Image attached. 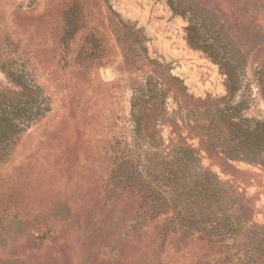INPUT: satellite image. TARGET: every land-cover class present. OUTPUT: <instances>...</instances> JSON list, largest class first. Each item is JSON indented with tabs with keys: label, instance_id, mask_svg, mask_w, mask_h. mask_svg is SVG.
I'll list each match as a JSON object with an SVG mask.
<instances>
[{
	"label": "rangeland",
	"instance_id": "rangeland-1",
	"mask_svg": "<svg viewBox=\"0 0 264 264\" xmlns=\"http://www.w3.org/2000/svg\"><path fill=\"white\" fill-rule=\"evenodd\" d=\"M4 97L0 264H264V0H0Z\"/></svg>",
	"mask_w": 264,
	"mask_h": 264
},
{
	"label": "trees",
	"instance_id": "trees-1",
	"mask_svg": "<svg viewBox=\"0 0 264 264\" xmlns=\"http://www.w3.org/2000/svg\"><path fill=\"white\" fill-rule=\"evenodd\" d=\"M228 73V88L230 94L237 89V79L231 72ZM30 95L36 94L40 97L39 88L31 85H24ZM43 99V98H42ZM208 101H202L206 106ZM240 105L235 104L229 108L220 110L217 117L216 125L220 133L232 135V139L239 144L237 153L243 154L244 157L255 160L256 155L264 151V120H257L249 125V119L240 115ZM49 110L47 102L37 104L34 97L26 100L21 98H3L0 100V135L5 138L15 136L24 126H28L36 113L42 114ZM143 117L139 116L136 122V129L142 132ZM225 128V129H224ZM240 151V152H239ZM240 156V155H239Z\"/></svg>",
	"mask_w": 264,
	"mask_h": 264
}]
</instances>
